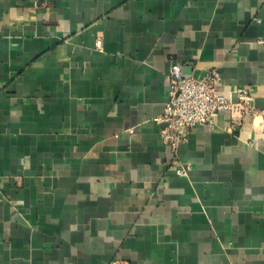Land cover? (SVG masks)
<instances>
[{
	"label": "crops",
	"instance_id": "1",
	"mask_svg": "<svg viewBox=\"0 0 264 264\" xmlns=\"http://www.w3.org/2000/svg\"><path fill=\"white\" fill-rule=\"evenodd\" d=\"M171 56L257 88L192 129L186 177ZM263 110L264 0H0V264H264Z\"/></svg>",
	"mask_w": 264,
	"mask_h": 264
},
{
	"label": "built area",
	"instance_id": "2",
	"mask_svg": "<svg viewBox=\"0 0 264 264\" xmlns=\"http://www.w3.org/2000/svg\"><path fill=\"white\" fill-rule=\"evenodd\" d=\"M96 48L102 49L101 38L96 40ZM166 77L169 84L168 99L156 121L162 124L160 136L171 153L170 167L178 175L186 177L191 165L181 160L179 147L188 142L192 129L197 126H215V118L220 111L230 112L232 119L229 129L236 127L245 115L255 116L257 88L254 85L240 86L224 94L218 88L222 80L218 68L207 70L203 76L184 74L182 65L174 56L170 57ZM112 264L129 263L114 261Z\"/></svg>",
	"mask_w": 264,
	"mask_h": 264
},
{
	"label": "water",
	"instance_id": "3",
	"mask_svg": "<svg viewBox=\"0 0 264 264\" xmlns=\"http://www.w3.org/2000/svg\"><path fill=\"white\" fill-rule=\"evenodd\" d=\"M194 72L193 67H183L184 74H192ZM195 76H198L197 71L193 73Z\"/></svg>",
	"mask_w": 264,
	"mask_h": 264
}]
</instances>
